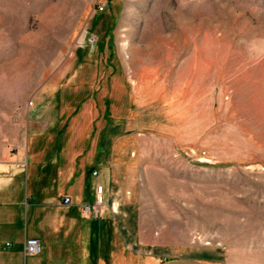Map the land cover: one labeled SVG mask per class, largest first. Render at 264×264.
Instances as JSON below:
<instances>
[{
  "label": "rangeland",
  "instance_id": "374dc122",
  "mask_svg": "<svg viewBox=\"0 0 264 264\" xmlns=\"http://www.w3.org/2000/svg\"><path fill=\"white\" fill-rule=\"evenodd\" d=\"M26 133L23 264H264V0H0V158Z\"/></svg>",
  "mask_w": 264,
  "mask_h": 264
},
{
  "label": "crops",
  "instance_id": "0c3cea01",
  "mask_svg": "<svg viewBox=\"0 0 264 264\" xmlns=\"http://www.w3.org/2000/svg\"><path fill=\"white\" fill-rule=\"evenodd\" d=\"M37 141V139H34ZM41 144L33 143L27 146V133L25 139L20 140L15 146L4 153L0 158V206L2 208L9 207L13 215L9 216L7 221L0 220V244L4 243L8 246L6 253L7 259H3L5 251L0 248V264H23L22 261V244L24 235L27 233L25 221L22 220L21 207L24 204V197L27 193V152H43ZM23 157V159H21ZM81 182V179L79 183ZM92 184V199L94 197V186ZM78 185V183H77ZM104 191V190H103ZM9 196L6 198V196ZM23 195V196H22ZM11 207V208H10ZM1 208L2 212L3 209ZM102 233V232H101ZM104 235V234H103ZM37 237V236H35ZM102 237V235H101ZM100 237V238H101ZM8 238V240H5ZM41 245L42 237L38 236ZM42 251V249H41ZM37 255V254H35ZM33 256V255H28ZM157 264H209L199 258L183 256L175 257L161 261Z\"/></svg>",
  "mask_w": 264,
  "mask_h": 264
},
{
  "label": "built area",
  "instance_id": "2783aa9c",
  "mask_svg": "<svg viewBox=\"0 0 264 264\" xmlns=\"http://www.w3.org/2000/svg\"><path fill=\"white\" fill-rule=\"evenodd\" d=\"M93 175L97 174L96 170L92 171ZM104 186L102 183H96L94 186V197L92 202H83L81 204V211L85 214L98 215L101 212L102 205L104 204ZM62 201L64 204L71 203V197L66 195L63 196ZM42 245L39 238L32 236L24 239L23 251L26 255H35L41 252Z\"/></svg>",
  "mask_w": 264,
  "mask_h": 264
},
{
  "label": "bare ground",
  "instance_id": "6f19581e",
  "mask_svg": "<svg viewBox=\"0 0 264 264\" xmlns=\"http://www.w3.org/2000/svg\"><path fill=\"white\" fill-rule=\"evenodd\" d=\"M116 207V206H115Z\"/></svg>",
  "mask_w": 264,
  "mask_h": 264
}]
</instances>
